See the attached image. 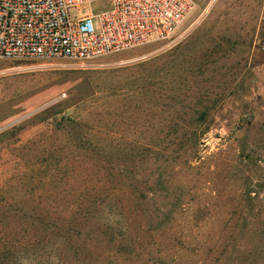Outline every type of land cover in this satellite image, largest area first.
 <instances>
[{"label":"rangeland","instance_id":"rangeland-1","mask_svg":"<svg viewBox=\"0 0 264 264\" xmlns=\"http://www.w3.org/2000/svg\"><path fill=\"white\" fill-rule=\"evenodd\" d=\"M198 15L88 70L0 59V264H264V0Z\"/></svg>","mask_w":264,"mask_h":264},{"label":"built area","instance_id":"built-area-1","mask_svg":"<svg viewBox=\"0 0 264 264\" xmlns=\"http://www.w3.org/2000/svg\"><path fill=\"white\" fill-rule=\"evenodd\" d=\"M217 0H0V59L95 68L107 55L170 39ZM100 7H93L94 5Z\"/></svg>","mask_w":264,"mask_h":264},{"label":"trees","instance_id":"trees-1","mask_svg":"<svg viewBox=\"0 0 264 264\" xmlns=\"http://www.w3.org/2000/svg\"><path fill=\"white\" fill-rule=\"evenodd\" d=\"M134 171L129 172V184L128 188L131 190L133 194H138L140 197H142V194H144V191H149L152 187L147 184L148 180H138L134 175Z\"/></svg>","mask_w":264,"mask_h":264}]
</instances>
